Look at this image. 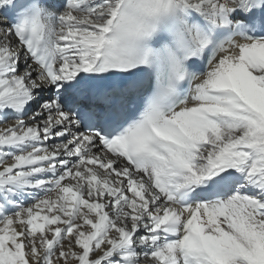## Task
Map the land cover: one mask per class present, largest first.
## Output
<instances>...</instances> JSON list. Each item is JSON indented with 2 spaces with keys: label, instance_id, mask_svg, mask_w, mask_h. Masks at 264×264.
Wrapping results in <instances>:
<instances>
[{
  "label": "snow or ice",
  "instance_id": "snow-or-ice-1",
  "mask_svg": "<svg viewBox=\"0 0 264 264\" xmlns=\"http://www.w3.org/2000/svg\"><path fill=\"white\" fill-rule=\"evenodd\" d=\"M0 264H264V0H0Z\"/></svg>",
  "mask_w": 264,
  "mask_h": 264
}]
</instances>
